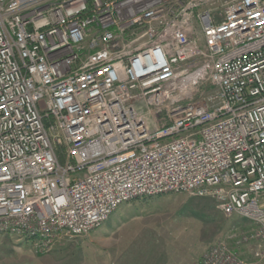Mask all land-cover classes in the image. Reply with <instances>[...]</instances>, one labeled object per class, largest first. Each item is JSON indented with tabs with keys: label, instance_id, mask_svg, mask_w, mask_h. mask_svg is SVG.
<instances>
[{
	"label": "built area",
	"instance_id": "1",
	"mask_svg": "<svg viewBox=\"0 0 264 264\" xmlns=\"http://www.w3.org/2000/svg\"><path fill=\"white\" fill-rule=\"evenodd\" d=\"M261 119L264 0H0V234L36 253L191 194L261 229L196 264H264Z\"/></svg>",
	"mask_w": 264,
	"mask_h": 264
},
{
	"label": "rangeland",
	"instance_id": "2",
	"mask_svg": "<svg viewBox=\"0 0 264 264\" xmlns=\"http://www.w3.org/2000/svg\"><path fill=\"white\" fill-rule=\"evenodd\" d=\"M148 201L125 203L95 232L45 255L35 254L31 239L0 234V264H196L213 244L261 231L242 217L224 215L212 198L166 194ZM252 249L240 248L248 263L258 264Z\"/></svg>",
	"mask_w": 264,
	"mask_h": 264
},
{
	"label": "trees",
	"instance_id": "3",
	"mask_svg": "<svg viewBox=\"0 0 264 264\" xmlns=\"http://www.w3.org/2000/svg\"><path fill=\"white\" fill-rule=\"evenodd\" d=\"M161 196H164V195H161ZM158 197H159V196H158ZM149 199H151V198H138V199H135V201H136V200H139V201H136L137 203H138V202H139V203H141V202H149V201H148ZM132 202H134V201H132ZM132 202H129V203H132ZM136 202H134V203H136ZM216 206H217V205H216ZM2 235H6V234H2ZM7 236H9V237H15V236L8 235V234H7ZM16 238H19V237H16ZM63 238H65V237H63ZM63 238H62V239H63ZM22 239H28V238H22ZM62 239H61V240H62ZM68 239H72V238H66L65 240H68ZM28 240H29V239H28ZM61 240H60V241H61ZM60 241H59V242H60ZM59 242H57L56 245H54V247H53L49 252H47V253H50V252H51V251H52V250L58 245ZM228 243H230V244H234L235 242H234V240H233V242H232V241H228ZM213 245H214V244H213ZM213 245H212V246H213ZM234 245H235V244H234ZM234 245H233V248H234V249L236 248V250H237L238 252L241 253L242 248H241V250H240V248H238V247H236V246H234ZM47 253L40 254V253H36V252H35V254H37V255H39V254H40V255H45V254H47ZM241 254H242V253H241ZM242 257L245 258V256H244L243 254H242ZM245 259L248 260V258H245Z\"/></svg>",
	"mask_w": 264,
	"mask_h": 264
},
{
	"label": "bare ground",
	"instance_id": "4",
	"mask_svg": "<svg viewBox=\"0 0 264 264\" xmlns=\"http://www.w3.org/2000/svg\"><path fill=\"white\" fill-rule=\"evenodd\" d=\"M262 105V104H261ZM263 114V113H262ZM263 121L261 119V126L263 125ZM261 160H264V139H261ZM261 246L264 249V236L261 237Z\"/></svg>",
	"mask_w": 264,
	"mask_h": 264
},
{
	"label": "crops",
	"instance_id": "5",
	"mask_svg": "<svg viewBox=\"0 0 264 264\" xmlns=\"http://www.w3.org/2000/svg\"><path fill=\"white\" fill-rule=\"evenodd\" d=\"M96 230H97V229H96ZM96 230H95V231H96ZM95 231H93V232H95ZM93 232H92V233H93ZM93 235H94V237H95V234H93ZM97 236H98L99 246H102V245H103V243H102L103 238L100 237V234H99V233L97 234ZM65 239H66V237L63 238V239L58 243V245L62 244L63 241H66ZM243 258H244V257H243ZM244 259H245V258H244ZM245 260H246V259H245ZM246 261H247V260H246ZM261 264H263V263H261Z\"/></svg>",
	"mask_w": 264,
	"mask_h": 264
}]
</instances>
